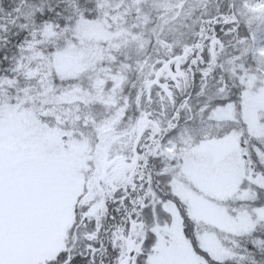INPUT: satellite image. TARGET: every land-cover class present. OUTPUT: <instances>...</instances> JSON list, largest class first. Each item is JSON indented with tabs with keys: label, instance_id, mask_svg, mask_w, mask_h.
<instances>
[{
	"label": "snow or ice",
	"instance_id": "6c2138e0",
	"mask_svg": "<svg viewBox=\"0 0 264 264\" xmlns=\"http://www.w3.org/2000/svg\"><path fill=\"white\" fill-rule=\"evenodd\" d=\"M0 264H264V0H0Z\"/></svg>",
	"mask_w": 264,
	"mask_h": 264
},
{
	"label": "trees",
	"instance_id": "16d2710c",
	"mask_svg": "<svg viewBox=\"0 0 264 264\" xmlns=\"http://www.w3.org/2000/svg\"><path fill=\"white\" fill-rule=\"evenodd\" d=\"M65 65H67V66L65 67V69L63 71L65 73L67 72L66 74L73 75L76 73L77 67H76V64L74 61L67 60V62H65Z\"/></svg>",
	"mask_w": 264,
	"mask_h": 264
},
{
	"label": "rangeland",
	"instance_id": "374dc122",
	"mask_svg": "<svg viewBox=\"0 0 264 264\" xmlns=\"http://www.w3.org/2000/svg\"><path fill=\"white\" fill-rule=\"evenodd\" d=\"M67 60H71V61H73L71 58L69 59H66L64 62H63V65H62V70H64L65 69V67L67 66V65H65V62H67ZM76 67H77V65H76ZM77 72V71H76ZM67 73V72H66ZM76 74V73H75Z\"/></svg>",
	"mask_w": 264,
	"mask_h": 264
}]
</instances>
